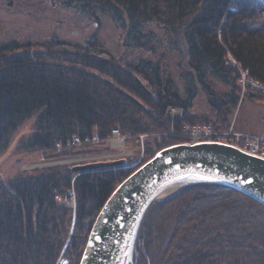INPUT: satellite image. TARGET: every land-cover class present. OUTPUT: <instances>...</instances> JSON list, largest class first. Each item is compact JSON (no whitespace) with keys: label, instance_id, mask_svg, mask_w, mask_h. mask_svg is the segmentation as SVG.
<instances>
[{"label":"trees","instance_id":"obj_1","mask_svg":"<svg viewBox=\"0 0 264 264\" xmlns=\"http://www.w3.org/2000/svg\"><path fill=\"white\" fill-rule=\"evenodd\" d=\"M53 2L93 19L97 11L106 13L133 42L147 24L178 34L186 48L180 75L186 95L160 61L116 59L93 44L96 38L86 46L58 38L37 46L11 41L0 45V156L19 127L36 116V132L21 151L42 152L50 161L69 158L68 152L56 153L58 145L66 151L76 137L107 140L118 129L133 138L144 136V164L166 147L189 143L184 125L234 130L230 115L240 95L264 101L261 91L244 93L239 84L245 75L264 86V0ZM215 81L227 91L215 90ZM200 96L211 116L192 112ZM65 166L20 180L0 178V264H80L98 214L141 164L89 172ZM71 190L74 216L65 204ZM164 214L173 224L161 227ZM160 227L163 241L156 245ZM133 264H264V206L224 186L175 191L149 208Z\"/></svg>","mask_w":264,"mask_h":264},{"label":"rangeland","instance_id":"obj_2","mask_svg":"<svg viewBox=\"0 0 264 264\" xmlns=\"http://www.w3.org/2000/svg\"><path fill=\"white\" fill-rule=\"evenodd\" d=\"M95 16L97 18L93 19L89 14L54 3L53 0H12V5H9L8 0H0V45L18 41L22 44L30 43L37 46L58 38L72 45L86 46L96 38L93 44L103 47L116 59L160 61L165 73L174 79L180 92L186 95L185 83L180 76L185 71L186 48L183 39L178 34L162 30L153 24H147L140 30L142 35L136 42H133L127 38L129 37L128 31L121 29L106 13L97 11ZM213 87L220 93L227 91V86L217 81L213 83ZM192 112L197 113V116L212 115L211 107L208 106L206 98L202 96L196 99ZM230 120L235 127L232 130L234 133L247 131L246 133L264 138V101L251 102L248 96L240 95L238 105L232 111ZM35 125L36 116L23 123L13 134L7 151L0 156V178L5 181L36 177L47 168L55 166L72 165L75 167L95 163L97 159L102 163L126 159L127 164L123 167L133 170L139 165V161H144L146 157L142 153L143 148L136 143L134 138L125 140L122 146L114 148H109L108 142L95 145L93 140L87 145L79 146L78 144L77 147L66 151L60 148L56 153L68 152L70 157L55 158L50 161L48 160L50 158H46L42 152L21 151L22 145L29 141L36 132ZM122 136L123 134L120 138ZM78 153L86 156L72 157ZM117 168L121 167L109 169ZM65 199L67 202L65 204L70 206L74 216L76 196L73 190L66 194ZM159 216L158 221L161 227L173 224V221L166 217L167 214ZM156 231L154 243L159 245L163 241L164 228Z\"/></svg>","mask_w":264,"mask_h":264},{"label":"water","instance_id":"obj_3","mask_svg":"<svg viewBox=\"0 0 264 264\" xmlns=\"http://www.w3.org/2000/svg\"><path fill=\"white\" fill-rule=\"evenodd\" d=\"M12 5V0H8ZM72 167L89 172L123 167L126 159L94 161ZM217 185L240 192L264 206V159L219 142L166 147L126 178L98 214L80 264H133L139 231L151 205L196 185Z\"/></svg>","mask_w":264,"mask_h":264},{"label":"built area","instance_id":"obj_4","mask_svg":"<svg viewBox=\"0 0 264 264\" xmlns=\"http://www.w3.org/2000/svg\"><path fill=\"white\" fill-rule=\"evenodd\" d=\"M239 84L240 86H242L244 93L248 88H250L252 90L255 89L261 91L264 94V86H260L256 82L247 80L245 78V75H243L240 78ZM172 113L176 114L178 113V110L173 109ZM183 132L189 136L190 143H202V142L226 143L233 146H237L243 151L253 156L264 159V140L262 138L246 135L243 133H234L232 130H229L228 132H217L214 130L211 124L184 125ZM112 136H118L120 142H124L125 140H127V138L131 137L130 134H123V136L120 138L121 132L118 129H114L112 131ZM140 137L144 138V136H140ZM97 139L98 136L85 137L84 139H79L78 137H76L73 140H71V143H68L69 148L67 149L75 148L78 146V144L79 146L81 144L87 145L91 140L95 142L97 141ZM140 143L142 144V148H143L144 141H141ZM60 148L63 149V146L58 145L57 149Z\"/></svg>","mask_w":264,"mask_h":264},{"label":"bare ground","instance_id":"obj_5","mask_svg":"<svg viewBox=\"0 0 264 264\" xmlns=\"http://www.w3.org/2000/svg\"><path fill=\"white\" fill-rule=\"evenodd\" d=\"M135 138V137H134ZM132 136L127 138V141L129 139L133 140L134 139ZM135 141L138 145H141L142 147V144L140 143L141 141H144L145 142V138L143 137H138V138H135ZM103 142H108L109 145H107L109 148H114V147H117V146H122V142H120L119 140V137L118 136H111L110 139H107V140H101L99 137L97 139V141L94 142V144H101ZM98 146V145H97ZM143 149H144V144H143Z\"/></svg>","mask_w":264,"mask_h":264},{"label":"clouds","instance_id":"obj_6","mask_svg":"<svg viewBox=\"0 0 264 264\" xmlns=\"http://www.w3.org/2000/svg\"><path fill=\"white\" fill-rule=\"evenodd\" d=\"M190 143V142H189Z\"/></svg>","mask_w":264,"mask_h":264}]
</instances>
